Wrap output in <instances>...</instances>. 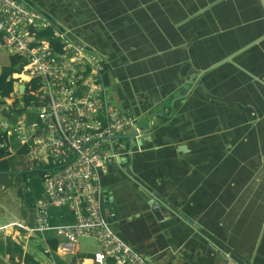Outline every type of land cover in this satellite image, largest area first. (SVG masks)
I'll return each mask as SVG.
<instances>
[{"label":"crops","instance_id":"1","mask_svg":"<svg viewBox=\"0 0 264 264\" xmlns=\"http://www.w3.org/2000/svg\"><path fill=\"white\" fill-rule=\"evenodd\" d=\"M40 4L103 56L106 100L142 131L120 141L101 180L115 233L156 264H264V40L248 48L264 29V0ZM1 215L0 226L34 225V211ZM1 233L55 264L40 236ZM88 248L79 241L66 261L95 264Z\"/></svg>","mask_w":264,"mask_h":264},{"label":"built area","instance_id":"2","mask_svg":"<svg viewBox=\"0 0 264 264\" xmlns=\"http://www.w3.org/2000/svg\"><path fill=\"white\" fill-rule=\"evenodd\" d=\"M0 47L26 61L11 75L13 91L1 100L0 131L25 149L30 162L39 164L38 154L45 151L48 164L38 166L49 167L34 225L12 222L0 232L18 228L31 237L54 231L60 240L55 254L62 260L77 252L80 240L89 239L99 247L95 264H156L115 233L104 204L101 180L120 157L117 137L132 129L137 139L142 131L129 109L106 100L103 56L31 0H0ZM156 200L153 195L154 208ZM49 207H66L74 221L51 226Z\"/></svg>","mask_w":264,"mask_h":264},{"label":"trees","instance_id":"3","mask_svg":"<svg viewBox=\"0 0 264 264\" xmlns=\"http://www.w3.org/2000/svg\"><path fill=\"white\" fill-rule=\"evenodd\" d=\"M46 33L43 32L40 36H45ZM26 61L17 56L9 55L8 64L6 66L0 67V106L3 104L2 99L8 97L14 88V80L11 79L13 73H18L22 70L23 65ZM103 82L107 86V67L104 66L103 71ZM3 113V111H2ZM23 113L22 110L18 111L16 115ZM13 138H10L6 135L5 132L0 131V190L1 187L8 188L12 185V180L9 179V176H15V178H20L21 186L18 187L17 195L22 200L23 208L21 211V218H30L35 211V206L37 202L45 197L43 189V179L44 175L48 171V166H38L33 167L31 170H21L12 171V166L15 164L16 168L22 167L21 163L11 164L10 157L12 156L9 152V148L16 149L15 156L26 155L25 149L23 147H16V144ZM21 162V160L19 161ZM14 169V170H15ZM33 172L34 175L29 173ZM0 213L3 214V211L0 209ZM49 224L51 226H57L62 224H69L74 221L72 212H70L66 207H49L48 208ZM16 231H20L22 234H25V231L22 229L15 228ZM7 232V231H5ZM19 234H0V254L9 255L12 264H41L37 261L31 251L25 252L24 245L19 236ZM43 240L44 244L47 247H40V244L37 246L40 248L39 251L51 258L55 264H69L66 260L60 259L56 254V248L60 242L59 238L55 235L54 231H46L42 234H37ZM17 260V263H15ZM106 264H112L111 260H108Z\"/></svg>","mask_w":264,"mask_h":264},{"label":"rangeland","instance_id":"4","mask_svg":"<svg viewBox=\"0 0 264 264\" xmlns=\"http://www.w3.org/2000/svg\"><path fill=\"white\" fill-rule=\"evenodd\" d=\"M31 1H33L36 4H39L43 8H45L42 4H40V3H42V0H31ZM62 25L64 27H66L63 23H62ZM8 60H9V53L6 51V49H4L3 47H0V67L6 66L8 64ZM132 117H134V116L132 115ZM139 121H140V123H143L142 119ZM18 145H19V143L16 144V147ZM12 152H13V153H11L12 156L10 157L11 164L21 163V165H22V167H18L15 169L17 164L16 165L14 164L12 166L13 172L16 171L17 169H18V171H21V170H28L29 171V169L31 170L33 167H38V165H42V164L47 165L48 164L47 153L45 151H41L38 154L40 159H41L39 164H35L33 162H30L26 155L15 156L14 154L16 152V149H14ZM20 160H21V162H19ZM29 174L34 175L33 172H31ZM9 179H11L13 181L12 185H10L8 188L1 189V192H0V209L3 211V214L1 216L4 218H13L15 216L21 215L22 214L21 211L23 208L22 200L19 197V195H17L18 187L22 185L20 178L19 177L15 178V176L10 175ZM82 242L85 243V245L87 247H89L88 249H90V250H97V249L99 250V247L94 240H86V239L80 240V243H82Z\"/></svg>","mask_w":264,"mask_h":264},{"label":"water","instance_id":"5","mask_svg":"<svg viewBox=\"0 0 264 264\" xmlns=\"http://www.w3.org/2000/svg\"><path fill=\"white\" fill-rule=\"evenodd\" d=\"M263 2V1H262ZM264 6V5H263ZM262 40H264V29L261 31V33L260 34H257V36L255 37V39L254 40H252V42H255V43H252V42H250L251 43V45L248 47V48H250V47H253L255 44H258L260 41H262ZM245 49H247V48H245ZM241 52L242 51H244V50H240ZM239 51V52H240ZM221 62V61H220ZM23 89H24V86H19L18 87V91L19 92H23ZM142 134V133H141ZM136 135V133L134 132V130H132V129H129V131L125 134V135H120V136H118L117 138L118 139H120V140H124V139H132L134 136ZM73 264V263H72Z\"/></svg>","mask_w":264,"mask_h":264}]
</instances>
